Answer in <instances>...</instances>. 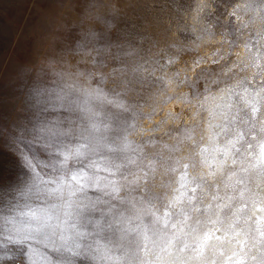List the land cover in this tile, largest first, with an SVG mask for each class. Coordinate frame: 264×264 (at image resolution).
Instances as JSON below:
<instances>
[{"label": "snow or ice", "instance_id": "1", "mask_svg": "<svg viewBox=\"0 0 264 264\" xmlns=\"http://www.w3.org/2000/svg\"><path fill=\"white\" fill-rule=\"evenodd\" d=\"M193 11L197 40L220 39L183 78L99 17L77 44L91 68L21 81L22 108L0 113V264H264V0ZM145 97L194 105L193 123ZM169 119L171 145L155 135Z\"/></svg>", "mask_w": 264, "mask_h": 264}, {"label": "rangeland", "instance_id": "2", "mask_svg": "<svg viewBox=\"0 0 264 264\" xmlns=\"http://www.w3.org/2000/svg\"><path fill=\"white\" fill-rule=\"evenodd\" d=\"M235 2L242 4L244 0ZM196 3L199 0H0V113L15 118L23 106L19 92L21 81L46 68L50 62L71 71H76L77 66L80 70L91 68V56L78 49L77 44L90 28L105 27L99 17L113 25L110 31L114 40L119 37L120 42H135L142 56H175L176 65L167 71L171 74L179 69L183 78L196 56L210 55L220 39L219 35L215 38L204 35L202 40H197L205 21L195 18L193 7ZM169 45L176 47L169 49ZM236 51L242 54L243 46ZM195 74L188 71V75ZM108 83L110 85L111 81ZM187 91L186 84L181 87L173 84L168 90L169 94ZM145 101V112L151 111L153 106L162 108L164 113L171 110L177 114L183 111L189 114V108L196 110L194 105L184 101L176 109L167 108L169 103L154 104L148 97ZM153 119L160 121L162 115ZM177 123L169 119L155 135L163 137V129L174 127ZM184 123L192 124L191 116L189 122L184 117ZM141 124L148 128L152 126V121L142 120ZM200 134V129H197L198 139ZM142 135L153 134L137 132L130 139L140 141ZM163 139L170 145L175 143L174 138ZM148 150H152L151 147ZM188 151L189 146L185 142L181 154L186 155Z\"/></svg>", "mask_w": 264, "mask_h": 264}, {"label": "bare ground", "instance_id": "3", "mask_svg": "<svg viewBox=\"0 0 264 264\" xmlns=\"http://www.w3.org/2000/svg\"><path fill=\"white\" fill-rule=\"evenodd\" d=\"M182 105V101L180 102V104H179V106L178 107H180ZM177 106H176V102L173 100V101H171V102H169V104L167 105V108H172V109H176V108H178ZM183 113H184V117L185 118H187V122H189L190 121V116H189V114L187 113V112H184L183 111ZM178 122V121H177ZM179 123V122H178ZM177 123V124H178Z\"/></svg>", "mask_w": 264, "mask_h": 264}]
</instances>
